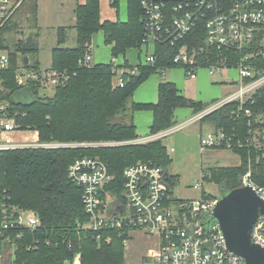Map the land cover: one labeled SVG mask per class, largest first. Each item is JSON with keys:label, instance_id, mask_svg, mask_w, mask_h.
Here are the masks:
<instances>
[{"label": "trees", "instance_id": "16d2710c", "mask_svg": "<svg viewBox=\"0 0 264 264\" xmlns=\"http://www.w3.org/2000/svg\"><path fill=\"white\" fill-rule=\"evenodd\" d=\"M119 1L116 0V5ZM141 2L127 0L126 22H102L100 0H86L84 5H79L75 11V46H66L68 30L60 28L52 66L45 71L39 61V31L16 45L5 37L13 20L0 31V53L9 57L8 68L0 76V117L13 118L21 131L37 132L40 144L75 146L1 152L0 192L9 198L11 205L36 212L41 226L36 230H11L0 238V264H74L78 254L80 264H127L125 237H121L119 231L96 232L80 227L89 221V216L83 206V189L69 179V167L80 158L102 160L115 177L107 190L121 195L129 166L144 162L167 170L172 163L162 139L135 143L139 136L134 113L152 111L154 120L150 134L157 135L178 125V109L189 108L198 114L210 106L183 96L177 85L166 79L159 84L158 103L133 102L135 92L153 74L164 75L163 70L179 68L172 64L179 47L157 44L156 63L139 64L135 74H125L123 87L113 85V62L90 66L83 63L86 55L91 54L93 36L99 32L104 33L105 44L112 47L114 59L125 56L129 50L142 48L145 29ZM30 9L36 27V0L30 1ZM200 27L185 41L191 48L205 44ZM261 40L262 34H258L244 53L262 50ZM25 57L30 59L29 65L25 64ZM254 63L264 68L263 59ZM22 70L35 74L38 79L20 86L17 76ZM52 74L58 77L53 86L54 94L41 96L42 85ZM21 93H30L33 100H16ZM246 111H250L252 117H247ZM200 123L209 124L216 131L224 130L234 143L242 141V146L230 150L240 157V165L210 168L203 171V180L219 185L222 193H227L240 187V178L248 172L251 163L253 183L264 187V153L248 147L246 142L254 130L264 132V89L244 105L228 103ZM177 181L178 176L169 175L172 189ZM9 251L11 256L7 255ZM143 264H148V260Z\"/></svg>", "mask_w": 264, "mask_h": 264}, {"label": "built area", "instance_id": "2783aa9c", "mask_svg": "<svg viewBox=\"0 0 264 264\" xmlns=\"http://www.w3.org/2000/svg\"><path fill=\"white\" fill-rule=\"evenodd\" d=\"M20 5L21 2L15 0H0V31L12 21ZM141 6L145 29L143 46L154 45L153 53L142 64L154 65L156 45L167 44L179 47L172 64L183 68L192 80L197 78V70L201 68L209 69L211 75L221 69H239L240 88L236 92L223 101L211 104L189 121L170 129L167 135L200 122L228 103L239 102L244 105L256 92L264 89V68H258L254 63L260 58L264 60V0H142ZM199 26L205 44L191 48L185 41ZM258 34H262V50L244 53ZM83 63L93 65L91 54L86 55ZM113 63L114 87H123V76L138 71L137 67L126 68L116 64L115 60ZM8 65V55L1 52L0 76ZM48 77L53 86L57 84L56 74ZM37 79L35 74L27 71L19 72L17 76L20 86ZM4 109L5 106H2ZM246 116L252 117V113L246 111ZM18 130L13 118L0 117L2 136ZM156 138L143 139L139 143H148ZM246 142L248 147L264 153V132L254 130ZM200 144L202 151L221 148L231 150L242 146V141L234 143L220 129L202 135ZM33 146L75 147L39 142ZM11 149L18 148L13 146L11 140L0 139V155ZM68 176L83 189V206L89 221L80 226L82 229L119 231L120 236L125 237V246L132 232L139 231L157 237L159 247L153 257V264H244L241 257L228 250L219 224L213 218L220 197L203 195L191 200L172 198V192L169 193L167 189L169 175L165 168L144 162L129 166L125 171V185L121 195L107 190L115 177L108 164L98 158L77 159L69 167ZM244 185L251 186L264 198V187L252 181L251 163L248 172L240 178V187ZM40 226L41 221L36 212L11 205L9 198L0 192V238L11 230H36ZM252 241L264 248L263 218L253 227ZM80 259L81 256L76 255L74 264H80Z\"/></svg>", "mask_w": 264, "mask_h": 264}, {"label": "rangeland", "instance_id": "374dc122", "mask_svg": "<svg viewBox=\"0 0 264 264\" xmlns=\"http://www.w3.org/2000/svg\"><path fill=\"white\" fill-rule=\"evenodd\" d=\"M30 1L31 0L26 1L24 6L18 12L17 18L26 17L27 15L31 17L33 15L29 9ZM120 6L121 12H123L122 17H126V1L121 0ZM32 18H30L28 22L24 23V27H21L22 25H20V27L12 33L10 38H8L10 43H14V45H16L18 41L25 40L30 36V34L37 33L38 29H27L34 26L35 22L34 18L33 20ZM41 25L43 28L45 27L42 23ZM42 35L43 37L40 39L41 50L39 54V61L41 63V67L46 69L47 67L51 66L52 51L56 46L58 37L56 32L45 31ZM71 36L74 38L71 40L69 47L75 46L76 44L75 31H72ZM153 51V44H150L149 46L144 45L140 50L132 49L128 54V59L132 64H135L138 61L146 63L147 57L152 54ZM122 60V57H119V59L116 60V64ZM196 74V80H192L188 77L186 71L183 68H174L167 70L164 75L161 73L153 74L145 83L150 85V83H153L155 80L161 81L162 79H166L175 82L180 89L182 88L183 83H185V96L187 94V98L195 101L202 100L207 102L206 104H212L214 101H223L227 95L236 92L240 88L239 69L236 68L221 69L218 72H215L214 75L210 74L209 69L201 68L197 70ZM53 94L54 87L51 82L48 81L44 84V86L42 85L41 96H52ZM16 100L21 102H30L33 100V96L30 93H21L16 97ZM179 111L180 115L181 113H189L188 115H182L180 117L183 121L193 116L189 109L180 108L176 111V117H178ZM182 120L178 121V124H180ZM200 122L188 126L181 131L174 132L168 136L167 133L169 130L157 135H153L154 138L158 137L156 140H163L164 145L167 147L168 153L172 159L171 165L167 168V173H169L168 175L178 176V181L176 182L177 184H175L173 189L171 188V197L174 199L191 200L201 198L203 195H215L220 197L222 193L219 185L207 180L204 181L202 178L203 171H207L208 169L214 167H235L240 165V157L230 150H201V132L203 131V133L206 135L209 132H213L214 128H212V126L209 124H201ZM25 132L28 131H13L10 132V136H2L0 134V139H4V141L7 139L11 140L13 146L18 149L36 148L33 145L37 142L21 140V136L24 135ZM26 145H32V147H24ZM53 145L57 146L60 144ZM136 233L139 232L136 231ZM146 240H148V238ZM142 243L143 241L138 234L128 241L126 246V254L128 258V260H126L127 264H142V261H139V255L134 256L136 253L134 249L138 250ZM10 254V251L7 252V255L11 256ZM148 264L152 263L148 261Z\"/></svg>", "mask_w": 264, "mask_h": 264}, {"label": "crops", "instance_id": "0c3cea01", "mask_svg": "<svg viewBox=\"0 0 264 264\" xmlns=\"http://www.w3.org/2000/svg\"><path fill=\"white\" fill-rule=\"evenodd\" d=\"M15 1L17 3L21 2V5H20L21 7L22 3H24L25 0H15ZM36 1H37V6H38L37 26L29 27L27 29H30V30L38 29L37 31H39L40 33V36L38 39L39 44H40V39L43 37L42 34H44L45 31L56 32V35L58 37V30L60 28H66L68 30L66 46L69 47L71 40L74 38L73 36H71V33L72 31H75L74 29L75 24H76L75 11L79 5L85 4L86 0H36ZM120 1L118 5H116L117 4L116 0H100V11H101L102 22H106V21L117 22L118 20L123 21V22L127 21L128 19L127 13H126V17H122L123 12H121V9H120L121 8ZM125 1H126V12H127V0ZM20 7L18 9V12L22 8ZM18 12L16 13L15 17H13L12 19L13 24L11 25V28L7 31V34L5 36L6 39L10 38L12 33L16 31L17 28L20 27V25H22L21 27H24V23L30 20L29 15H27L26 17L17 18ZM30 12H31V9H30ZM41 23L45 26L44 27L45 29L42 27ZM75 39H76V32H75ZM56 46H57V43H56ZM55 47L53 48V50L55 49ZM130 51L131 50H129L125 56H122L123 60L121 62L119 61L118 65L122 66L124 64H127L129 67H137L139 64H142L141 61H138L135 64H132L129 61L128 54L130 53ZM90 52H91L93 64H103V63L108 64V63L114 62V60L116 61L119 59V58L114 59L112 57V47L107 46L105 44V36L103 32H99L96 34V36L95 35L93 36L91 44H90ZM51 66H52V56H51ZM51 66L47 67L46 69L42 67V70L45 71L47 69H50ZM160 82H161L160 80H155L153 83H150V85H147L146 83L142 84L138 88V90L135 92L134 97H133V102L136 104H156L158 103V93H159ZM185 85L186 84L183 83V86L181 89L177 86L183 96H185V92H184ZM230 95L231 94L227 95L226 98H228ZM198 102H205V101L201 100ZM215 102H218V101H215ZM206 103L207 102H205V104ZM189 111L192 112L193 116L184 121L180 117L182 115H188L189 113H181L180 115V111L178 112L177 120L178 121L182 120V122H180L178 126L189 121L193 117H195L196 114L194 113V111L192 109H189ZM133 116H134L133 121L137 127V133L139 136V139L135 141V143H139L143 139L154 137L153 135L150 134L151 127H152L153 120H154L153 112L152 111H138V112H135ZM7 135L10 136V134H6L4 136H7ZM202 135H204L203 131L201 132L200 139ZM21 137H22L21 140H24V141H33V142L39 141L38 133L33 132V131L25 132V134L22 135ZM136 234H138L141 237L143 243L141 244L138 250L134 249V251H136L134 256L139 255L140 257L139 261H142V264L144 263L146 259L153 264L154 262L153 257H155V255L158 252L159 240L157 239V237L147 236L143 234L142 232H139V233L132 232L129 240L135 237ZM147 238L148 240H146ZM126 260H128L127 254H126Z\"/></svg>", "mask_w": 264, "mask_h": 264}, {"label": "water", "instance_id": "95a60500", "mask_svg": "<svg viewBox=\"0 0 264 264\" xmlns=\"http://www.w3.org/2000/svg\"><path fill=\"white\" fill-rule=\"evenodd\" d=\"M24 62L29 65L30 59L25 57ZM167 189L171 193V187ZM213 218L231 253L241 257L244 264H264V248L252 241L254 225L260 218L264 219V198L251 186L222 193Z\"/></svg>", "mask_w": 264, "mask_h": 264}]
</instances>
